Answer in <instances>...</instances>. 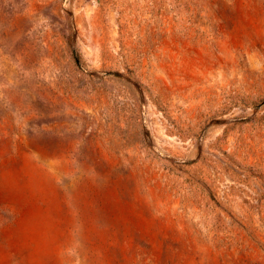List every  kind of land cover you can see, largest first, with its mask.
I'll return each instance as SVG.
<instances>
[{"label": "rangeland", "instance_id": "rangeland-1", "mask_svg": "<svg viewBox=\"0 0 264 264\" xmlns=\"http://www.w3.org/2000/svg\"><path fill=\"white\" fill-rule=\"evenodd\" d=\"M0 264H264V0H0Z\"/></svg>", "mask_w": 264, "mask_h": 264}]
</instances>
